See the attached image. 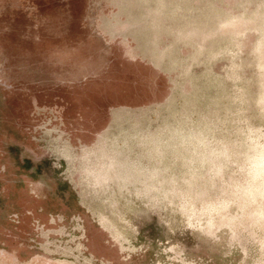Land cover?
<instances>
[{"label":"rangeland","instance_id":"obj_1","mask_svg":"<svg viewBox=\"0 0 264 264\" xmlns=\"http://www.w3.org/2000/svg\"><path fill=\"white\" fill-rule=\"evenodd\" d=\"M264 0H0V264H264Z\"/></svg>","mask_w":264,"mask_h":264},{"label":"clouds","instance_id":"obj_2","mask_svg":"<svg viewBox=\"0 0 264 264\" xmlns=\"http://www.w3.org/2000/svg\"><path fill=\"white\" fill-rule=\"evenodd\" d=\"M255 166L257 168H264V157L258 158Z\"/></svg>","mask_w":264,"mask_h":264}]
</instances>
